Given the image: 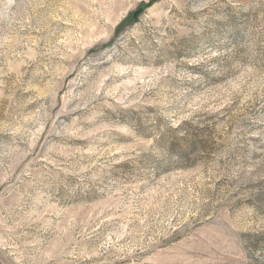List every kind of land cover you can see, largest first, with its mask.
Segmentation results:
<instances>
[{"label": "rangeland", "instance_id": "1", "mask_svg": "<svg viewBox=\"0 0 264 264\" xmlns=\"http://www.w3.org/2000/svg\"><path fill=\"white\" fill-rule=\"evenodd\" d=\"M0 264H264V0H0Z\"/></svg>", "mask_w": 264, "mask_h": 264}]
</instances>
